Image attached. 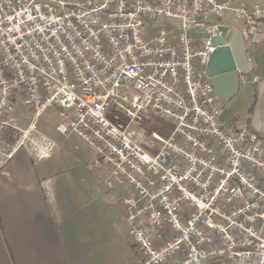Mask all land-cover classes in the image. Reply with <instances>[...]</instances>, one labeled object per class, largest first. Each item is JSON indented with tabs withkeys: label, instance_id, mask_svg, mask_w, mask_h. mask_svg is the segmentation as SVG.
Instances as JSON below:
<instances>
[{
	"label": "built area",
	"instance_id": "1",
	"mask_svg": "<svg viewBox=\"0 0 264 264\" xmlns=\"http://www.w3.org/2000/svg\"><path fill=\"white\" fill-rule=\"evenodd\" d=\"M227 11L257 44L264 6L241 0H0V170L21 150L55 155L36 125L56 106V132L94 151L105 188L129 187L134 264H264V143L224 127L205 76ZM163 19L175 24L153 25ZM18 98L33 116L24 130L11 125ZM152 120L173 127L148 134L153 153L128 135Z\"/></svg>",
	"mask_w": 264,
	"mask_h": 264
},
{
	"label": "crops",
	"instance_id": "2",
	"mask_svg": "<svg viewBox=\"0 0 264 264\" xmlns=\"http://www.w3.org/2000/svg\"><path fill=\"white\" fill-rule=\"evenodd\" d=\"M259 4L264 6V1ZM261 27L260 41L245 43L250 72L240 75L235 95L224 102L236 103L241 98L249 104L247 113H232L221 121L227 129L247 125L264 143V24ZM57 148L51 159L41 163L21 150L0 170V264H134L139 253L126 222V229L117 233L99 231L104 209L114 206L117 195L111 196L112 190L121 191L124 185L107 190L105 169L49 167ZM48 179L50 194L44 185ZM121 193L116 212L124 218L121 199L125 195ZM57 203L63 206L58 208ZM115 246L119 247L113 250Z\"/></svg>",
	"mask_w": 264,
	"mask_h": 264
},
{
	"label": "rangeland",
	"instance_id": "3",
	"mask_svg": "<svg viewBox=\"0 0 264 264\" xmlns=\"http://www.w3.org/2000/svg\"><path fill=\"white\" fill-rule=\"evenodd\" d=\"M242 2H245L248 6H253L255 4H259L260 0H241ZM233 14L231 11H227L223 17L221 18H214L213 20L216 22H219L221 24L228 25L232 27V29L237 30L240 28V23L234 22L232 20ZM173 25L175 22L170 20H158L153 25ZM199 36L200 38L204 34L198 33V31H193ZM203 70H200L202 73ZM224 103L222 102L223 109H222V115L221 119H228L232 116V113H239L246 115L247 110L249 108V104L246 101H243L241 98L236 103ZM58 108L56 106H53L50 110L43 113L37 120V129L48 136L51 140H53L59 147L58 154L56 156L55 160H51L47 163L49 167H63L68 169H73L74 167H88V164L92 163V160L94 157L96 158V154L92 149H90L78 136L75 134H71L68 136H62L59 133L56 132L55 127L60 122V117L58 115ZM10 118L12 119L11 125L16 129H27L29 125L32 122L33 116L29 113L28 108L25 106L22 99H17L16 104L14 105L13 112L10 114ZM222 122V121H221ZM225 127V125H224ZM128 135L131 137H136L139 142L141 141H147L148 139L145 137L144 131L135 127H131L128 131ZM149 141V140H148ZM93 156V157H92ZM78 169V168H77ZM77 169H73L76 171ZM70 173L71 170L69 171ZM69 173V174H70ZM107 177V176H106ZM104 178L103 180H105ZM51 180V179H50ZM61 181H64L62 179ZM73 189H77L76 184H73ZM127 188V189H126ZM126 189L128 191L129 187H127L125 184L123 186V190ZM121 190L123 193L124 191ZM112 195H117L116 198H114V206L109 211V207L107 208V215H110V219L104 218L105 209L103 211V216L101 218V221L99 222V231H105L108 233L111 232H118L121 230H125V218H122L120 214L116 212V204L118 203V196H121V191L118 190H112ZM119 193V194H118ZM125 195V193H124ZM123 195V196H124ZM59 207H62L61 204H56ZM102 208V207H101ZM113 215V218H111ZM118 229V230H117ZM130 238V237H129ZM131 241V240H130ZM133 245V244H132ZM134 246V245H133ZM119 246L113 247V250H116Z\"/></svg>",
	"mask_w": 264,
	"mask_h": 264
},
{
	"label": "water",
	"instance_id": "4",
	"mask_svg": "<svg viewBox=\"0 0 264 264\" xmlns=\"http://www.w3.org/2000/svg\"><path fill=\"white\" fill-rule=\"evenodd\" d=\"M217 30L220 34L212 39L216 49L205 67V76L221 102H228L238 89L240 75L250 72V64L241 32L226 25H219ZM224 41L228 45H223Z\"/></svg>",
	"mask_w": 264,
	"mask_h": 264
},
{
	"label": "trees",
	"instance_id": "5",
	"mask_svg": "<svg viewBox=\"0 0 264 264\" xmlns=\"http://www.w3.org/2000/svg\"><path fill=\"white\" fill-rule=\"evenodd\" d=\"M172 128H173L172 125H170L167 122L160 121V120L144 121L141 125V129L144 131L145 137L147 139H148L147 136L150 132H156L157 134H159L162 137H167L171 133ZM140 144L142 145V147L145 150L153 153V151L151 150V148L149 146L148 140L147 141H141Z\"/></svg>",
	"mask_w": 264,
	"mask_h": 264
}]
</instances>
